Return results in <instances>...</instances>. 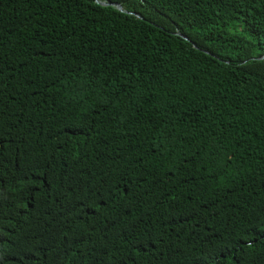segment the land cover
<instances>
[{
	"label": "trees",
	"instance_id": "1",
	"mask_svg": "<svg viewBox=\"0 0 264 264\" xmlns=\"http://www.w3.org/2000/svg\"><path fill=\"white\" fill-rule=\"evenodd\" d=\"M0 264H264V0H0Z\"/></svg>",
	"mask_w": 264,
	"mask_h": 264
},
{
	"label": "water",
	"instance_id": "2",
	"mask_svg": "<svg viewBox=\"0 0 264 264\" xmlns=\"http://www.w3.org/2000/svg\"><path fill=\"white\" fill-rule=\"evenodd\" d=\"M100 4H102V5H113V6H115L118 10H120V11H124L123 10V8H122V6L119 4V3H113V2H105V1H100ZM137 15V14H136ZM184 39H188L185 35H182V34H180Z\"/></svg>",
	"mask_w": 264,
	"mask_h": 264
}]
</instances>
